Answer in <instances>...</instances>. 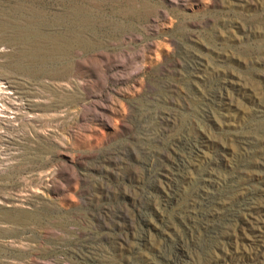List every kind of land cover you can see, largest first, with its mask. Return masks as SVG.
Instances as JSON below:
<instances>
[{
  "label": "rangeland",
  "instance_id": "rangeland-1",
  "mask_svg": "<svg viewBox=\"0 0 264 264\" xmlns=\"http://www.w3.org/2000/svg\"><path fill=\"white\" fill-rule=\"evenodd\" d=\"M0 81V264H264V0H0Z\"/></svg>",
  "mask_w": 264,
  "mask_h": 264
},
{
  "label": "bare ground",
  "instance_id": "bare-ground-1",
  "mask_svg": "<svg viewBox=\"0 0 264 264\" xmlns=\"http://www.w3.org/2000/svg\"><path fill=\"white\" fill-rule=\"evenodd\" d=\"M9 88L0 81V99L4 98L7 95H12L13 93L11 91L8 90ZM5 109H0V117H7V112L4 111Z\"/></svg>",
  "mask_w": 264,
  "mask_h": 264
},
{
  "label": "built area",
  "instance_id": "built-area-1",
  "mask_svg": "<svg viewBox=\"0 0 264 264\" xmlns=\"http://www.w3.org/2000/svg\"><path fill=\"white\" fill-rule=\"evenodd\" d=\"M1 109V108H0Z\"/></svg>",
  "mask_w": 264,
  "mask_h": 264
}]
</instances>
